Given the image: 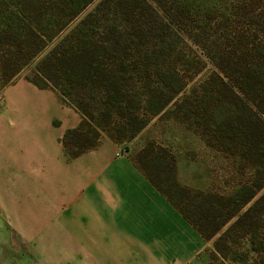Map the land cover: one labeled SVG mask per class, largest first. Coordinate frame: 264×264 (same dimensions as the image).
Returning <instances> with one entry per match:
<instances>
[{"label":"trees","instance_id":"16d2710c","mask_svg":"<svg viewBox=\"0 0 264 264\" xmlns=\"http://www.w3.org/2000/svg\"><path fill=\"white\" fill-rule=\"evenodd\" d=\"M64 1L68 9L65 12L59 9V12L67 15V18L56 32L62 31L92 0ZM240 2L237 13L247 20L248 26H258L264 30V4L257 9L258 12L249 13L245 6L253 5L254 1ZM156 3L161 4V0H98L76 22L66 27L63 35L40 57L34 75L27 77L37 87L55 89L63 103L74 107L82 115L79 125L67 129L61 137L70 157L96 146L94 139L101 132L120 142L141 130L147 119L144 113L137 110L136 97L138 103L143 101L145 104L158 98L161 104L150 109L152 112L161 110L172 100L176 103L184 84L178 85L174 76L162 71L157 64L151 66L145 61L156 57L157 47L159 52L168 48L165 37L170 35L168 30L158 34L157 27L151 25V10L155 9ZM161 16V27L173 28V23ZM17 18L5 15L0 24V44L4 42V33L10 36V39L6 36L5 39L9 40L13 49L9 60L10 66H14L3 84L8 83L41 47L53 39V35L46 37L40 33L32 22L21 26ZM249 32L248 29L234 30L230 38L225 37L233 41L238 36L243 46L230 44L225 49L224 65L219 66L223 76L218 75L215 92L209 93L212 105L208 109V119L209 130H212L210 136H215L226 145L230 140L235 144L238 156L247 154L252 157L254 163L250 178L245 183L237 184L230 192H196L198 203L190 202L186 199L189 190L175 180L174 156L170 154L166 159L165 148L149 143L132 158L203 238L210 240L226 226L213 241L214 252L224 258L227 257L225 242L236 228L244 230L250 241L255 242L257 207L263 205L264 209L263 193L242 211L264 187V119L261 116L264 113V41L256 40L255 31L251 40L255 45L249 47L246 43ZM34 36L39 39L40 45H35ZM144 36L153 38L150 43L147 42L145 51L142 45ZM21 38L25 40L22 42ZM22 50L24 53L21 54ZM137 82L145 84L141 94L126 87L128 83ZM207 99V96H202L198 101L205 102ZM91 122L96 130L93 138L89 137L88 126ZM211 145L213 141L209 138ZM234 217V221L226 225Z\"/></svg>","mask_w":264,"mask_h":264},{"label":"rangeland","instance_id":"374dc122","mask_svg":"<svg viewBox=\"0 0 264 264\" xmlns=\"http://www.w3.org/2000/svg\"><path fill=\"white\" fill-rule=\"evenodd\" d=\"M97 1L89 2L67 26L76 22L81 14L93 7ZM253 1V5L245 6L249 13L258 12L257 9L264 4V0ZM240 3H242L240 0H161V4L153 5L155 9L151 10L153 19L151 25L157 27L156 33L168 30L170 35L165 36L168 48L159 52L157 47L156 57L145 61H148L147 65L157 64L162 71L174 76L178 85L184 84V88L178 94L176 103L172 100L156 112L150 109L156 105L160 106L161 101L158 102V98L145 104L143 101L138 103L136 97V108L144 113L147 123L133 137L123 138L117 142L121 146V151L131 158L149 143L165 148L166 159H169L170 154L174 156L175 180L189 190L186 199L190 202L198 203L196 192L203 194L214 190L230 192L237 184L245 183L251 176L254 162L250 155L238 156L236 146L230 140H227L229 145H226L215 136L209 135L212 132L209 130L208 119V109L212 105L211 99L209 101V93L215 92L218 75L223 76L219 66L224 65L226 47L230 44L237 47L240 44L238 36H235L233 41L226 40L225 37L230 38L234 30L248 29L249 37L245 40L249 47L255 45L251 40L256 32V40L264 41V30L258 26H248L247 20L242 18L239 12L237 13ZM64 4V0H0V24L3 23L4 16L9 14L12 17L18 16L21 26L32 22L34 27L46 37L53 35V39L46 46L41 47L40 51L5 84L3 80L14 68L10 66L9 60L13 49L9 40L5 39V36L10 39V36L4 33V42L0 44V264H56L51 259L52 254L55 253L61 258L67 250L63 235L57 234L52 223L48 222L51 212L50 185L53 186L50 184L51 180L44 176L43 170L19 169L11 152L16 146L15 133L23 125L20 117L34 116L36 111L30 103L40 97L39 91L31 86L22 90L21 88L23 83L29 82L27 77L34 75V68L40 57L65 32L67 26L62 31L56 32L67 18V15L64 16L59 12V9L63 12L68 9ZM147 13L149 14L150 11ZM161 15L173 23L171 24L173 28L161 27ZM143 38L142 45L145 51L147 42L150 43L153 38L150 36ZM157 38L161 39V36ZM21 40L23 42L25 38ZM34 41L35 45L40 43L36 36ZM20 53H24L23 50ZM230 85L236 89L232 82ZM126 87L141 94L145 84L128 83ZM39 89L53 88L39 87ZM183 96L186 98H182ZM202 96H207L208 99L205 102L198 101ZM11 97L19 100L15 106L10 104ZM261 116L264 119V113ZM57 121V118L52 119L55 125ZM94 127L93 122L88 126L91 138L96 132ZM53 133L54 131H48L44 125L39 131V134L46 138L47 143L51 141L55 143ZM104 138L109 137L101 132L94 141L98 144ZM209 138L213 141L211 146H209ZM263 193L264 187L243 207L242 211ZM262 206L258 205L257 216L254 219L255 242L250 241L244 230L236 228L225 242L224 251L227 257H222L214 252L213 241L225 230L226 226H224L210 240L205 239L209 248L199 255L194 264H264ZM235 218L230 219L226 225ZM251 247L258 248L250 251ZM48 248H52L53 251ZM129 256L132 257L130 253Z\"/></svg>","mask_w":264,"mask_h":264},{"label":"crops","instance_id":"0c3cea01","mask_svg":"<svg viewBox=\"0 0 264 264\" xmlns=\"http://www.w3.org/2000/svg\"><path fill=\"white\" fill-rule=\"evenodd\" d=\"M30 106L35 115L20 117L11 150L19 169L43 170L49 177L48 222L67 244L56 264H194L208 241L174 207L119 143L102 139L70 157L61 137L79 125L82 115L63 103L54 89H39ZM9 98L15 106L19 100ZM57 118V125L52 122ZM53 123V124H51ZM54 131L55 143L39 134ZM28 129V130H27ZM65 206V207H64ZM51 249L52 248H48ZM53 251V250H52ZM129 253L132 257L129 256Z\"/></svg>","mask_w":264,"mask_h":264}]
</instances>
